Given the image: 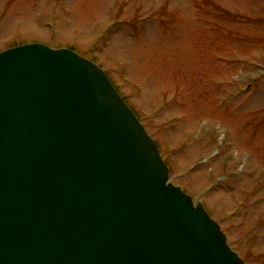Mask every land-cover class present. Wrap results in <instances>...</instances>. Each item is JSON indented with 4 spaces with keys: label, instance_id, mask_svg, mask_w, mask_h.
Instances as JSON below:
<instances>
[{
    "label": "water",
    "instance_id": "water-1",
    "mask_svg": "<svg viewBox=\"0 0 264 264\" xmlns=\"http://www.w3.org/2000/svg\"><path fill=\"white\" fill-rule=\"evenodd\" d=\"M0 264H245L94 62L0 52Z\"/></svg>",
    "mask_w": 264,
    "mask_h": 264
},
{
    "label": "rangeland",
    "instance_id": "rangeland-1",
    "mask_svg": "<svg viewBox=\"0 0 264 264\" xmlns=\"http://www.w3.org/2000/svg\"><path fill=\"white\" fill-rule=\"evenodd\" d=\"M94 62L245 264H264V0H0V52Z\"/></svg>",
    "mask_w": 264,
    "mask_h": 264
}]
</instances>
